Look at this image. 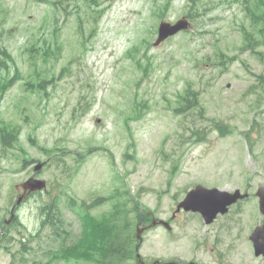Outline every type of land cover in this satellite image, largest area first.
<instances>
[{"label":"rangeland","instance_id":"374dc122","mask_svg":"<svg viewBox=\"0 0 264 264\" xmlns=\"http://www.w3.org/2000/svg\"><path fill=\"white\" fill-rule=\"evenodd\" d=\"M50 1L0 0V46L15 59L9 72L0 71V83L20 70L0 96V128L18 131L6 150L0 140V228L16 184L32 173L27 166L44 162L49 191L63 205L73 198L71 247L61 253L58 240L32 236L39 224L32 197L20 210L22 224L8 225L12 239L0 241V264H139L132 251L138 243L149 262L264 264L249 239L264 223L255 194L264 185L262 0H198L194 7L172 0L161 12L156 0ZM189 13V31L153 45L160 21ZM244 30L253 34L247 47ZM42 77L49 81L39 90ZM189 86L199 107L178 111ZM217 122L231 132L222 135ZM197 184L250 196L209 225L197 213L173 217ZM129 197L171 228L152 226L137 237L149 222ZM82 214L91 226H82ZM96 231L99 241H89ZM124 241L126 253L101 259L108 243ZM50 251L58 253L52 261Z\"/></svg>","mask_w":264,"mask_h":264},{"label":"water","instance_id":"95a60500","mask_svg":"<svg viewBox=\"0 0 264 264\" xmlns=\"http://www.w3.org/2000/svg\"><path fill=\"white\" fill-rule=\"evenodd\" d=\"M189 22L183 18L178 20L175 24L169 22H161L158 31V38L155 41V45L160 44L167 37L176 34L177 32L187 29ZM42 164L36 166V170L40 169ZM25 189L39 190L46 186V182L43 179L30 178L22 184ZM257 194L260 197V209L264 213V187L258 189ZM247 194H241L237 189L231 193L219 188H207L203 185H197L191 190L185 199L179 203V208L184 207L186 210H193L200 212L207 223L212 222L219 212H226L230 205L235 203L239 198L245 197ZM22 197L19 198L18 202ZM143 229L137 231V235L140 236V232ZM251 239L254 242L256 248V254L262 253L264 255V225L257 227L251 235Z\"/></svg>","mask_w":264,"mask_h":264},{"label":"trees","instance_id":"16d2710c","mask_svg":"<svg viewBox=\"0 0 264 264\" xmlns=\"http://www.w3.org/2000/svg\"><path fill=\"white\" fill-rule=\"evenodd\" d=\"M191 1V5L194 7L197 5L198 0H189ZM172 3V0H163L159 2L158 5V11L161 12L167 10L170 5ZM262 3V4H261ZM260 3V6H264V1L262 0ZM160 16L163 17V13L160 14ZM190 17H192L191 14H189ZM264 16V12L260 13L259 18H262ZM263 29V28H262ZM244 36H245V40H246V46L251 45V40L253 39V34L247 30H244ZM8 61H10L11 63L15 64V60L12 56V54L7 50V48H5L4 46H0V71H2L4 69V71L9 72L10 69V64L8 63ZM137 62H139L138 59H136ZM64 70V69H63ZM62 70V71H63ZM16 76H20V72H19V68H17L16 66V73L12 78H7L5 80H3L2 83H0V96L3 97L5 94V91L14 83ZM49 81L46 77H42L38 80V82L35 84L36 88H38L39 90L41 88H44L45 83ZM29 84H31L32 82H28ZM199 93L197 91H194L192 89H190V86L188 87V89L185 92V95L182 97V101L179 105L178 111H190L192 109H195L196 107H199ZM214 127L218 128L222 133L229 131V128L226 125H222L221 123L217 122L214 124ZM18 136V131L15 129V127H11V126H6L5 124L0 128V140L2 145H6V146H12L13 142L15 140V136ZM206 134L203 135H199V139L203 140L205 138ZM141 213L139 212V215ZM84 224H86L87 226H91L92 225V221L88 219V217L85 218L84 220ZM96 234V235H95ZM95 234L93 236H91V238H89V241H99V240H93L96 239V237H101L102 235L100 234V231H96ZM102 241V238H101ZM92 244V243H91ZM94 244V243H93ZM22 250H27L26 245L24 244ZM75 250V248H74ZM114 252L113 248H110L109 252ZM21 253V251H20ZM107 253H108V249H107ZM23 261H25L26 259L24 257L21 258ZM32 264H36V263H32ZM38 264V263H37ZM111 264V263H108Z\"/></svg>","mask_w":264,"mask_h":264},{"label":"flooded vegetation","instance_id":"af4514ba","mask_svg":"<svg viewBox=\"0 0 264 264\" xmlns=\"http://www.w3.org/2000/svg\"><path fill=\"white\" fill-rule=\"evenodd\" d=\"M21 190V189H20ZM23 192V191H22ZM56 192L51 193V196H56ZM48 193H45L44 191H36L33 193H30L27 195L26 198H30L31 196L36 198L37 201V219H38V227H37V236L40 240H42L45 237H49L51 242H54L58 240L59 243L65 242V246L67 247V241L70 238V230L69 227L71 226L70 221L68 220V215L72 214L73 207L70 202L65 203L63 205L60 200H53V202H48L47 200L44 202L42 200V196H47ZM45 198V197H44ZM59 199V198H57ZM25 203L23 200L20 204H13L12 208L10 209V218L9 219H3L4 225H2V231L0 235L3 236V239L5 240V222L7 225L11 224V222L15 221L17 219V214L20 211L21 206ZM63 212L66 213V216H64ZM175 217V215L173 216ZM9 220V221H8ZM49 234H44L48 233ZM140 264L142 263V260H139ZM144 264H181L179 261H159V260H153L151 262H144ZM187 264H200L195 262H189Z\"/></svg>","mask_w":264,"mask_h":264}]
</instances>
